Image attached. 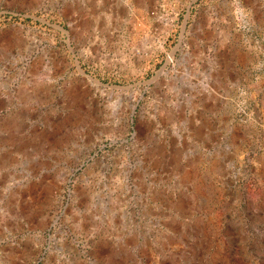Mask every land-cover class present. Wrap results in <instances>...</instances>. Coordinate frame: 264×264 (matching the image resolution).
<instances>
[{"label":"rangeland","instance_id":"1","mask_svg":"<svg viewBox=\"0 0 264 264\" xmlns=\"http://www.w3.org/2000/svg\"><path fill=\"white\" fill-rule=\"evenodd\" d=\"M0 264H264V0H0Z\"/></svg>","mask_w":264,"mask_h":264}]
</instances>
